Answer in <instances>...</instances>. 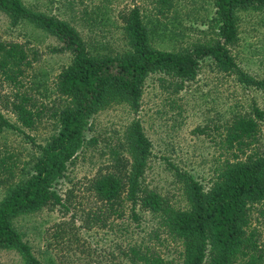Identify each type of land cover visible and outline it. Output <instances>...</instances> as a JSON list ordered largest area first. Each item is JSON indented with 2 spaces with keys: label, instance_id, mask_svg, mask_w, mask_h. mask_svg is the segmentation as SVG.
Segmentation results:
<instances>
[{
  "label": "rangeland",
  "instance_id": "rangeland-1",
  "mask_svg": "<svg viewBox=\"0 0 264 264\" xmlns=\"http://www.w3.org/2000/svg\"><path fill=\"white\" fill-rule=\"evenodd\" d=\"M22 1L30 11L70 23L90 50L99 54L130 50L125 17L135 7L155 48L182 51L221 39L215 0ZM239 18V35L228 44L230 53L242 71L264 80V8L240 10ZM0 36L24 44L34 61L21 86L0 73V111L19 125L12 110L14 95L29 89L39 96V103L55 106L56 78L71 62L72 54L57 35L28 18L15 22L1 9ZM252 104L264 111V88L246 85L235 73L221 70L211 56L200 60L197 75L191 80L182 81L159 70L150 72L138 108L120 99L92 114L86 142L56 185L63 204L22 213L13 219L15 228L29 243L39 264H139L125 258L123 249L130 246L148 247L163 258L164 264H184L182 240L157 214L138 208V219L106 217L90 180L107 172L115 155L112 149L128 154L126 147L118 144L124 142L126 128L138 121L152 144L145 167L146 184L175 208L187 209L191 202L177 169L208 188L224 161L232 158L223 140L226 125L233 113ZM59 128L57 119L45 116L33 129H23L44 144ZM262 133L264 140V119ZM37 154L22 132L11 128L0 134V201ZM263 208L264 204L253 205L251 218L264 246ZM244 260L240 257L238 264ZM0 264L28 263L19 250L0 248Z\"/></svg>",
  "mask_w": 264,
  "mask_h": 264
},
{
  "label": "trees",
  "instance_id": "trees-1",
  "mask_svg": "<svg viewBox=\"0 0 264 264\" xmlns=\"http://www.w3.org/2000/svg\"><path fill=\"white\" fill-rule=\"evenodd\" d=\"M214 3L221 39L213 44L194 45L182 51L155 48L142 14L135 7L125 17V34L131 48L112 55L92 52L67 21L30 11L22 0H0V9L15 22L23 18L32 20L62 39L72 54L71 62L56 78L58 104L50 107L39 103L37 94L23 89L12 102L19 125L0 111V134L6 129L18 130L38 153L23 167L20 179L0 201V248L19 250L28 264H39L13 219L22 213L63 204L56 185L86 142L85 131L90 129L92 114L120 99L138 108L150 72L159 70L182 81L191 80L197 75L200 60L211 56L221 70L235 73L246 85L264 88V80L242 71L228 48L239 35V11L264 8V0ZM33 63L24 44L0 36V73L7 80L21 86ZM45 116L57 119L60 128L43 144L23 128L33 129ZM263 119L264 111L256 104L233 113L223 139L232 158L224 161L208 188L177 169L191 202L187 209L175 208L168 198L146 184L145 167L152 144L138 121L126 128L124 142L118 144L125 146L128 154L112 149L115 155L107 172L90 180L91 190L105 207L106 217L138 219V208L157 214L169 231L182 240L184 264H238L240 257L245 258L243 264H264V246L251 218L253 205L264 204ZM123 253L132 263L164 264L163 258L148 247L130 246Z\"/></svg>",
  "mask_w": 264,
  "mask_h": 264
}]
</instances>
